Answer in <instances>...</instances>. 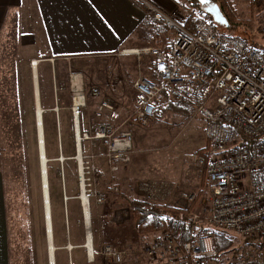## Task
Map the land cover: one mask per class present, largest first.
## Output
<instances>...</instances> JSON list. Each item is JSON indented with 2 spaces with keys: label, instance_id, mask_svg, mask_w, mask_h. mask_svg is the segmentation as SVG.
Returning a JSON list of instances; mask_svg holds the SVG:
<instances>
[{
  "label": "crops",
  "instance_id": "0c3cea01",
  "mask_svg": "<svg viewBox=\"0 0 264 264\" xmlns=\"http://www.w3.org/2000/svg\"><path fill=\"white\" fill-rule=\"evenodd\" d=\"M143 1L172 20L190 25L180 9L181 0ZM13 21L17 35L10 41L7 32ZM173 40V32L156 22L140 0H0V52L9 42L17 47L8 56L9 70L0 78V264H50L51 258L53 264H107L103 259H88V232L93 250L116 244L131 253L123 264L134 263L140 251L134 213L114 223L116 212L127 210L128 205L132 209L136 202L126 196L134 152L128 163H120L111 174L103 158V141L83 137L92 136L104 124L131 134L133 123L126 119L134 108L132 84L138 69L147 81L155 83L157 78L152 60L139 63L124 51L160 45L168 54ZM76 93L85 103L77 129L71 114ZM171 96L164 91L160 101H170ZM102 102L113 106L118 120H111L107 111L100 118L95 116ZM179 103L189 104L188 113L193 112L186 101L176 99L172 107L187 113ZM40 138L46 157L51 256ZM30 155L38 174L35 194L43 206L37 217L26 209ZM78 155L83 159L95 155L91 163L103 174L105 200L99 206L91 203L88 228L78 198ZM111 180L119 187L117 194L108 190Z\"/></svg>",
  "mask_w": 264,
  "mask_h": 264
},
{
  "label": "built area",
  "instance_id": "2783aa9c",
  "mask_svg": "<svg viewBox=\"0 0 264 264\" xmlns=\"http://www.w3.org/2000/svg\"><path fill=\"white\" fill-rule=\"evenodd\" d=\"M142 3L156 22L173 32L174 40L167 46L168 54L162 48L143 50L152 58L157 81L138 79L133 83L134 108L126 122L147 126L162 93L168 91L177 100L191 103L192 118L202 122L210 144L206 153L192 156L207 185V209L203 214L190 209L194 197L183 195L186 205L179 218L188 224L186 241L179 243L171 233L161 232L144 248L146 263L264 264V52L242 38L215 31L208 21L195 20L187 26ZM186 18L193 20L194 16ZM97 94V90L92 91V95ZM84 106L83 96L76 93L71 106L75 129ZM103 111L111 120H118L109 103L102 102L95 116L100 118ZM83 139L103 141V158L111 174L119 170L120 163L130 161L129 132L104 124ZM78 157V198L83 213L84 201L89 213L93 201L102 204L105 200V193L98 190L103 174L88 167L95 155ZM108 190L118 193L119 187L111 180ZM126 216V212L119 215L120 219ZM209 228L252 239L254 253L232 261L230 255L219 252ZM86 253L93 261L92 246L90 251L86 247ZM100 254L108 263L120 264L125 252L107 245Z\"/></svg>",
  "mask_w": 264,
  "mask_h": 264
},
{
  "label": "rangeland",
  "instance_id": "374dc122",
  "mask_svg": "<svg viewBox=\"0 0 264 264\" xmlns=\"http://www.w3.org/2000/svg\"><path fill=\"white\" fill-rule=\"evenodd\" d=\"M140 1L142 3L143 0ZM181 1L180 9L183 11L185 17L189 15L194 16L193 20H189L191 24V22L195 21L200 15L197 12H193L189 0ZM222 2H224L228 6V10H230L233 18V27L227 29L218 26L216 30L226 36L232 35L242 38L250 45L264 50V5L258 9L257 6L249 4L246 0H222ZM203 8H205V6ZM14 24L15 21L10 23L8 27L7 37L10 38V41L17 35L16 26ZM10 43L11 42L0 52V78L2 73L10 68L8 56L12 55V49H17L16 46L14 47L12 44L10 45ZM161 47L160 45H149L143 48L127 50L124 51V53L127 52L134 55L139 59V63L142 61L148 62L152 59L149 55L144 54L143 50L146 48ZM15 53L17 54V51H15ZM8 61L9 66L7 65ZM138 71L136 80L143 79L142 72H140L142 69L139 68ZM1 82L2 79H0V83ZM170 98V101L168 99L166 102H159V106L147 126L141 127L134 123L132 124L130 132L133 143L132 153L134 152L132 160L133 173L130 184L131 188L130 191L126 192V196L138 202L180 209L186 205L183 195H189L193 196L196 201L194 210L203 214L208 207L209 193L204 175L200 167L192 160V156L194 154L200 155L206 153V151L210 149V144L204 136L201 121L190 117L192 113H188L189 104L179 103V106L187 110L185 114L180 113L176 107H172L175 105V97L171 96ZM26 161L27 170L31 172L30 174L27 173L30 204H28L26 209L27 212L31 214V217H37L43 207L39 205L38 194H35L34 188V183H36V180L38 181V174L34 172L36 169L33 156L30 155L29 160L27 159ZM88 167L98 169L93 167L91 162ZM102 185L103 179H101V185L98 190L102 188ZM100 191H103V189ZM92 203H94V201ZM96 205L99 206L102 204ZM125 208H127V210H121V212L118 211L115 213L114 223L121 222L122 219L119 217L120 214H122L123 217L126 212L127 216L124 219L128 218L131 214L133 215V206L132 209L129 205L125 206ZM161 232H163V230L152 232L147 235L138 234L139 238L137 244L140 246V251L137 253V256L135 255L133 264H147L143 254L144 248L147 243L152 241ZM208 232L212 233L211 236L214 242L216 239H223V237H216L217 234H213L217 232L214 228H209ZM219 234L226 235L225 237L228 238L230 245L227 248H229V251L234 249L242 250L246 257L252 256V251L254 253V249L242 241L241 237L231 233L226 234L220 232ZM109 246H113L125 252L120 264H123L124 260L131 257L130 252L121 249L116 244H110ZM103 247L101 249H94V261L103 259L105 263L113 264L108 263L106 258L100 254ZM220 251L223 256L226 255V246ZM99 261L101 262V260Z\"/></svg>",
  "mask_w": 264,
  "mask_h": 264
},
{
  "label": "trees",
  "instance_id": "16d2710c",
  "mask_svg": "<svg viewBox=\"0 0 264 264\" xmlns=\"http://www.w3.org/2000/svg\"><path fill=\"white\" fill-rule=\"evenodd\" d=\"M190 1V7L192 8L193 12H197L200 16L197 17L196 20H205L208 21L211 27L217 31V25L212 21L209 15H207L204 11V6H202L198 0H189ZM210 3L216 4L223 16L225 17L228 28L233 27V18L230 13V10H228V6L222 2V0H209ZM249 4L257 6V8H261L264 5V0H246ZM220 27V26H219ZM225 28V27H222ZM229 37H236L230 35ZM246 41V40H245ZM247 42V41H246ZM264 52V50H263ZM248 142V141H247ZM195 200L190 206V209H194L195 207ZM133 210H134V225L136 228V231L139 235H147L152 232L156 231H167L171 233L174 238L179 242L183 243L187 239V223L184 219H180L179 215L184 212L183 208L176 209L172 207L167 206H160V205H154L149 204L145 202H134L133 203ZM220 232H215L213 234H217L216 237H223V239H216L214 242L219 252L220 250L226 246L227 249V255H230L232 261L240 260L244 258L245 254L242 250L234 249L232 251H229V240L227 237H225L222 234H219ZM247 245L253 246L252 239H242Z\"/></svg>",
  "mask_w": 264,
  "mask_h": 264
},
{
  "label": "bare ground",
  "instance_id": "6f19581e",
  "mask_svg": "<svg viewBox=\"0 0 264 264\" xmlns=\"http://www.w3.org/2000/svg\"><path fill=\"white\" fill-rule=\"evenodd\" d=\"M38 123H39V120H38ZM40 124V123H39ZM40 127V126H39ZM40 129V128H39ZM39 135V134H38ZM41 135V134H40ZM39 146H40V162H41V175H42V181H43V193H44V204H45V210H46V212H45V214H46V219H47V230H48V237H49V253H50V256H51V251H52V247H51V245H50V235H49V233H51L49 230V222L50 221H48L49 220V213H48V207H49V202H48V196H47V186H48V184H46V168L44 167V165H45V160H46V157H44L45 155L43 154V145H42V141H41V138L39 139ZM44 144V143H43ZM45 151V150H44ZM78 156H80V155H78ZM80 158L78 157L77 158V160H79ZM48 173V172H47ZM48 178V177H47ZM43 196V195H42ZM50 200V199H49ZM84 206H85V209H84V216H85V222H86V225H87V228H88V226H89V220H88V210H87V207H86V205H85V201H84ZM86 231V230H85ZM91 233V232H90ZM88 244H87V248L89 249V251L91 250V240L92 239H90V234H89V232H88ZM53 262V259L51 258V260H50V264H53L52 263Z\"/></svg>",
  "mask_w": 264,
  "mask_h": 264
},
{
  "label": "water",
  "instance_id": "95a60500",
  "mask_svg": "<svg viewBox=\"0 0 264 264\" xmlns=\"http://www.w3.org/2000/svg\"><path fill=\"white\" fill-rule=\"evenodd\" d=\"M198 1L202 6H205V8H204L205 13L210 16L212 21L217 26L225 27V28L228 27V23H227L225 17L223 16L219 7L216 4L210 3L209 0H198ZM45 163H46V160H45ZM44 167H45V165H44Z\"/></svg>",
  "mask_w": 264,
  "mask_h": 264
}]
</instances>
